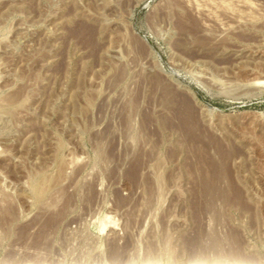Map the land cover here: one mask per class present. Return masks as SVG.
<instances>
[{
  "label": "rangeland",
  "instance_id": "1",
  "mask_svg": "<svg viewBox=\"0 0 264 264\" xmlns=\"http://www.w3.org/2000/svg\"><path fill=\"white\" fill-rule=\"evenodd\" d=\"M0 264H264V0H0Z\"/></svg>",
  "mask_w": 264,
  "mask_h": 264
},
{
  "label": "water",
  "instance_id": "2",
  "mask_svg": "<svg viewBox=\"0 0 264 264\" xmlns=\"http://www.w3.org/2000/svg\"><path fill=\"white\" fill-rule=\"evenodd\" d=\"M142 38H144L146 41H148V40L146 39V37L142 36ZM204 104H205V106H207V108H209V109H214V110L219 111V112H221V113L224 112V110H220V109L214 107L211 103L204 102Z\"/></svg>",
  "mask_w": 264,
  "mask_h": 264
},
{
  "label": "bare ground",
  "instance_id": "3",
  "mask_svg": "<svg viewBox=\"0 0 264 264\" xmlns=\"http://www.w3.org/2000/svg\"><path fill=\"white\" fill-rule=\"evenodd\" d=\"M197 4V3H196ZM230 4V3H229ZM85 27V26H84ZM203 105L205 106V104L203 103ZM207 108V106H205ZM209 109V108H208ZM210 111L214 110V109H209ZM216 111V110H215ZM191 134V133H190ZM205 155V154H204ZM207 160V159H206ZM207 163V162H206ZM217 172V171H216ZM216 178V177H215ZM206 183V182H205ZM206 191V190H205ZM204 191V192H205ZM217 191V190H216ZM213 192V191H212ZM210 193V192H209ZM203 197V196H202ZM211 199V198H210ZM196 206V205H195ZM239 247V246H238Z\"/></svg>",
  "mask_w": 264,
  "mask_h": 264
}]
</instances>
